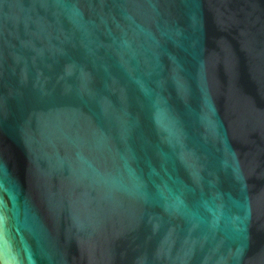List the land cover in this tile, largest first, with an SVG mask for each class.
Masks as SVG:
<instances>
[{
    "label": "water",
    "instance_id": "1",
    "mask_svg": "<svg viewBox=\"0 0 264 264\" xmlns=\"http://www.w3.org/2000/svg\"><path fill=\"white\" fill-rule=\"evenodd\" d=\"M0 264H264V0H0Z\"/></svg>",
    "mask_w": 264,
    "mask_h": 264
}]
</instances>
